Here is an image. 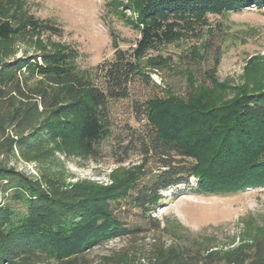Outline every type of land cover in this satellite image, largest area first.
<instances>
[{
    "label": "trees",
    "instance_id": "16d2710c",
    "mask_svg": "<svg viewBox=\"0 0 264 264\" xmlns=\"http://www.w3.org/2000/svg\"><path fill=\"white\" fill-rule=\"evenodd\" d=\"M25 2L0 0V194L10 192L25 204L17 214L9 201H0V264H132L128 249L90 256L142 231L125 227L118 212L148 218L157 230L161 222L150 214L161 191L189 185L192 177L200 179V193L264 186V89L240 91L221 103L215 88L203 85L188 99L168 90L143 102L132 99L139 125L126 122L117 134L112 113L113 103L132 97L136 82L151 81L146 68L154 70L158 61L146 59L150 50L201 33L210 15L264 9V0H117L134 14L126 21L140 38L130 50L116 46L113 59L92 70L76 65L70 47L16 55L13 47L32 33H63L25 10ZM107 138L115 140L109 183L84 179L63 186L19 171L11 161L16 151L27 158L56 150L97 160ZM143 260L264 264V233L226 250L200 239L155 241Z\"/></svg>",
    "mask_w": 264,
    "mask_h": 264
},
{
    "label": "rangeland",
    "instance_id": "374dc122",
    "mask_svg": "<svg viewBox=\"0 0 264 264\" xmlns=\"http://www.w3.org/2000/svg\"><path fill=\"white\" fill-rule=\"evenodd\" d=\"M25 3L24 9L35 18L52 21L63 33H32L13 47L17 56L70 47L76 65L82 70H92L112 60L116 46L130 50L140 38V32L126 21L134 14L117 0H26ZM119 9L124 13L122 16L117 12ZM208 20L209 26L201 33L148 52L146 59L158 61L154 70L146 68L151 81L136 82L129 100L113 103L116 134L126 122L139 125L132 115V99L143 102L161 95L162 90L188 99L194 88L203 85L215 88V101L221 103L240 91L264 89V9L247 7L223 16L210 15ZM234 86L237 88L233 92ZM114 143V138L103 141L97 160L68 158L56 150L27 158L16 151L11 161L19 171L63 186L84 179L109 183L107 174L116 166L111 153ZM137 159V156L131 158ZM200 182L192 177L189 185L161 191L162 199L150 214L152 221L161 222L160 229H153L148 218L129 211L118 212L125 227L142 231L97 247L90 256L98 258L128 249L132 252V264H140L155 241L169 245L191 244L200 239L226 250L244 238L264 233V186L212 194L198 192L196 187ZM0 201H9L17 214L24 212L23 201L11 198L10 192L1 193Z\"/></svg>",
    "mask_w": 264,
    "mask_h": 264
}]
</instances>
